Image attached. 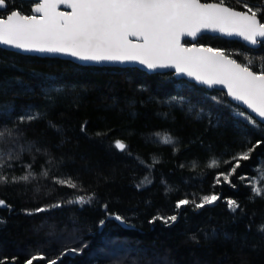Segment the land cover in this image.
<instances>
[{"label": "trees", "instance_id": "16d2710c", "mask_svg": "<svg viewBox=\"0 0 264 264\" xmlns=\"http://www.w3.org/2000/svg\"><path fill=\"white\" fill-rule=\"evenodd\" d=\"M244 2L264 6L225 0L240 11ZM32 4L8 0L0 14ZM197 44L238 63L251 60L253 71L264 68V44L251 49L212 36ZM241 112L223 92L172 73L0 49V200L7 205L0 207V261L25 264L43 255L33 264H264V196L252 191L264 188V124ZM26 113L37 118L21 122ZM162 134L174 143H161ZM250 148L231 182L217 183ZM213 160L218 166L208 167ZM29 173L27 181L14 179ZM213 194L219 199L211 205L176 208L179 200L199 203ZM79 197L88 202L69 203ZM228 200L239 208L229 209ZM172 215L177 220L168 224L154 219ZM110 245L119 246L116 255L107 254Z\"/></svg>", "mask_w": 264, "mask_h": 264}, {"label": "snow or ice", "instance_id": "6c2138e0", "mask_svg": "<svg viewBox=\"0 0 264 264\" xmlns=\"http://www.w3.org/2000/svg\"><path fill=\"white\" fill-rule=\"evenodd\" d=\"M60 5L71 11H60ZM242 6L245 10L237 11L226 6L225 0L214 3H201V0H34L27 12L14 7L0 14V45L28 53L63 54L97 64L135 62L147 69L174 68L177 74L186 75L209 87L222 85L229 96L264 120V68L256 72L250 66L251 60L242 64L231 59L223 50L197 47L195 44L186 47L181 43L182 37L195 40L198 34L213 32L239 37L252 46L264 44V6L253 8L246 2ZM6 8L8 0H0V10ZM130 37H136V42ZM239 115L245 116L251 124L256 123L244 112ZM36 118L28 113L19 117L21 122ZM3 135L4 132H0V137ZM160 142L174 143L170 136H164ZM115 148L125 151L127 145L116 141ZM250 151L251 148L234 157L237 161L235 166L228 173H220L217 183L221 177L224 182L230 183V176L240 166L239 161L247 160ZM217 166L215 160L208 164L210 168ZM30 175L14 179L27 181ZM3 181L5 178L0 176V182ZM145 181L150 182L147 177ZM57 182L76 187L71 180ZM252 191L257 196H264V188L253 185ZM218 199L214 194L201 197L199 203L183 199L176 203V208L189 203L203 208ZM73 202L84 204L88 201L79 197L76 201H69ZM227 204L232 211L239 208L234 200H228ZM0 207H7L6 202L0 200ZM115 218L122 220L118 215ZM154 219L168 224L175 222L177 216H157ZM260 231L264 232V225ZM45 259L43 255H33L25 264ZM0 264L3 262L0 261ZM48 264H57V261L49 260Z\"/></svg>", "mask_w": 264, "mask_h": 264}, {"label": "water", "instance_id": "95a60500", "mask_svg": "<svg viewBox=\"0 0 264 264\" xmlns=\"http://www.w3.org/2000/svg\"><path fill=\"white\" fill-rule=\"evenodd\" d=\"M22 1H29V2H33L34 3V0H22ZM201 3H214V2H201ZM226 6H228V5H226ZM6 9L0 10V12H4V11H6ZM59 10L60 11H64V12H70L71 11V9L67 8L65 5H60L59 6ZM235 10H237V9H235ZM237 11H240V10H237ZM202 36H212V37H220V38H223L225 40H234V41L242 43L243 45H245L246 47L251 48V49H257L260 46V45H257V46L249 45L247 42L241 40L239 37H228V36H224V35H222L220 33H213V32H203L201 34H198V36H197V38L195 40H193L191 37H182L181 43L184 46H186V47H190L193 44H195L197 47H199L201 45L197 44V40L200 37H202ZM129 39L132 40L133 42H136V37H130ZM185 42H189L190 44L186 45ZM0 49L6 50V51L15 52V53H18V54H21V55H27V56H34V57H40V58H58V59H61V60L70 61V62H72L74 64H77V65H80V66L136 68V69H139V70H141V71H143V72H145L147 74L172 73L176 80H185L186 82H189V83L194 84V85H196L198 87H201V88L205 89L206 91L215 90V91L223 92L231 103H233L234 105H236V106L240 107L241 109H243L249 116H251L257 122H259L261 124H264V120H261L259 117H257L255 115V113H252L251 110L247 109V107L245 105H243L241 102L236 101L231 96H229L227 94V89L224 88L222 85H214L212 87H209L208 85L201 84V83L195 81L194 79H192V78H190V77H188L186 75L177 74L175 72L174 68L147 69L145 66L140 65V64L135 63V62H129V63H125V64L102 62V63L97 64V63L89 62V61H80V60H77L74 57L63 55V54H47V53L41 54V53L23 52V51H21L19 49H15V48H12L10 46H5V45H0Z\"/></svg>", "mask_w": 264, "mask_h": 264}, {"label": "rangeland", "instance_id": "374dc122", "mask_svg": "<svg viewBox=\"0 0 264 264\" xmlns=\"http://www.w3.org/2000/svg\"><path fill=\"white\" fill-rule=\"evenodd\" d=\"M164 136H167V135H164V134L158 135L157 138L161 140V138H163ZM118 248L119 246L115 247L114 245H110V247L107 249L108 250L107 254L116 255L118 253Z\"/></svg>", "mask_w": 264, "mask_h": 264}]
</instances>
